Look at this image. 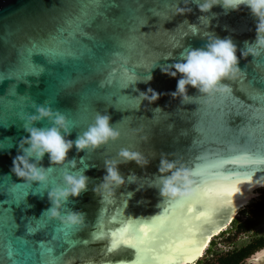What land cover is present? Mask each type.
Segmentation results:
<instances>
[{"label":"water","instance_id":"1","mask_svg":"<svg viewBox=\"0 0 264 264\" xmlns=\"http://www.w3.org/2000/svg\"><path fill=\"white\" fill-rule=\"evenodd\" d=\"M184 3L0 0V242L15 249L14 259L23 264H193L206 241L260 196L264 163L220 161L235 159L245 148L255 151L264 140V51L240 58V73L221 81L227 91L208 95L188 86L183 104L168 95L179 74L173 78L160 70L180 61L185 49L204 47L211 35L231 38L239 57L246 42L255 39L256 19L243 5L237 11L217 5L201 13L193 0ZM177 7L192 11L175 14ZM148 88L163 95L140 103L139 93ZM39 104L66 116L68 139L75 140L97 113L109 114L120 136L95 150L73 147L68 159H75L74 168L68 161L50 165L46 154L47 182L23 181L12 172V160ZM123 148L141 153L149 164L119 163L126 183L100 187L104 161L120 160ZM162 154L190 174L189 183L177 185L176 196L160 195ZM65 171L89 177L87 190L69 197L61 209L86 214L67 236L64 222L42 215L50 207L48 191L64 186ZM130 174L134 183L127 181ZM220 186L231 191L226 200ZM160 217L178 223L166 224L160 234L154 223ZM136 235L150 237L144 251L128 243ZM244 264H264V247Z\"/></svg>","mask_w":264,"mask_h":264},{"label":"clouds","instance_id":"2","mask_svg":"<svg viewBox=\"0 0 264 264\" xmlns=\"http://www.w3.org/2000/svg\"><path fill=\"white\" fill-rule=\"evenodd\" d=\"M189 0H185L187 5ZM201 13H208L213 6H221L225 11H237L243 5L247 7L256 19L255 39L247 43L240 50L237 56V45L231 38H218L211 35L207 38V43L202 48H187L181 52V60L170 65L161 67V72L179 79L176 82L175 91L168 93L173 99L179 98L181 103L189 99L187 93L188 86L195 88L200 93L212 95L215 92L227 91V86L222 85L224 79L235 78L240 73L239 60L247 58L249 55L258 57L264 51V0H193ZM189 7H177L175 14L191 12ZM201 19V18H200ZM193 35H196L193 33ZM169 55L166 58H170ZM148 76L147 80H150ZM163 93H159L152 88L140 92L139 102L148 101L149 104L157 101ZM159 109V108H156ZM161 110V109H160ZM47 119L50 122L48 127H36L35 124ZM111 116L107 113H97L95 120L82 133L78 134L75 140L68 139L71 134L66 116L58 110H54L50 105H36L35 112L28 117L29 123L24 130L28 133L19 141L18 154L12 160V172L21 180L27 182L45 183L48 180L49 168L42 164L44 156L47 154L50 165H62L68 161L71 167H75V159H68V153L75 147L77 152L86 149L95 150L109 141L119 138L120 132L110 124ZM120 160L106 159L104 168L106 174L100 183V187L108 189L114 185L119 187L126 183V178L121 175L118 164L135 162L141 168L149 164L141 153L123 148L119 151ZM175 169V170H174ZM160 173L162 187L160 195L176 196L180 192L177 186L181 181L189 183V172L186 169L177 168L176 162L168 160L166 154H162L157 169ZM170 173V175H164ZM135 174L127 177L128 182L134 183ZM89 177L82 172L71 174L68 171L63 173V185L51 188L48 193L50 207L43 214L51 218H58L67 225H81L85 219V213L78 210L67 209L62 213L61 209L66 207L69 197H78L87 190ZM97 189L93 188V192ZM132 193H129V197Z\"/></svg>","mask_w":264,"mask_h":264},{"label":"flooded vegetation","instance_id":"3","mask_svg":"<svg viewBox=\"0 0 264 264\" xmlns=\"http://www.w3.org/2000/svg\"><path fill=\"white\" fill-rule=\"evenodd\" d=\"M236 216H239L241 219H243L246 217V214L240 213L239 211ZM230 224L227 228L223 229L217 235L212 237L211 240H215L213 243L208 241L202 255L193 264H231L236 258H240L235 257L237 255V251H239L238 253H241L243 256L245 254V249L253 237L260 235L258 230L261 227H257L250 231H244L242 229H230ZM255 251L256 250L253 252ZM252 253L244 257L240 264H244L245 260Z\"/></svg>","mask_w":264,"mask_h":264},{"label":"snow or ice","instance_id":"4","mask_svg":"<svg viewBox=\"0 0 264 264\" xmlns=\"http://www.w3.org/2000/svg\"><path fill=\"white\" fill-rule=\"evenodd\" d=\"M253 86L258 87L256 85H253ZM261 89H264V88H261ZM217 139H220V137L218 136ZM257 163H264V140H262L260 146L255 151H253L252 149L245 148L242 151L241 155H239L235 159L225 158L220 161L221 165L234 164V165L243 166V165H253ZM235 171L236 169H233L232 173H234ZM231 189L237 190L234 184L231 186ZM218 192L219 194L223 196L224 200H226L227 197L231 195V191L229 190L227 186H220V188L218 189ZM154 223L159 226L160 234H163L166 224L178 223V221L170 222L168 221L167 217H160L156 221H154ZM38 226L39 225H37V227ZM71 227H72L71 225H67V224L65 225V229H64L65 236H67V232L71 230ZM28 230L32 231L33 229L29 227ZM126 230L127 229H125V231ZM128 243L133 247L139 248L140 251H144V249L149 246L151 241H150V237H140L139 235H136L131 241H128ZM115 246L116 245L114 244L113 247ZM15 255H16L15 249H13L11 246H7L3 244L2 242H0V264H6V262L7 264H23V261L14 259Z\"/></svg>","mask_w":264,"mask_h":264},{"label":"trees","instance_id":"5","mask_svg":"<svg viewBox=\"0 0 264 264\" xmlns=\"http://www.w3.org/2000/svg\"><path fill=\"white\" fill-rule=\"evenodd\" d=\"M260 192L261 194L257 199L253 200L245 209L240 211V213H245L246 217L241 219L239 216H236L230 224V229L235 228L244 231H250L257 227H261L258 230L260 235L253 237L245 249V254L243 256L237 251L235 257L240 258H236L231 264H240L244 257L248 256L254 250L264 247V190H260ZM214 241L215 240H211L210 243Z\"/></svg>","mask_w":264,"mask_h":264},{"label":"bare ground","instance_id":"6","mask_svg":"<svg viewBox=\"0 0 264 264\" xmlns=\"http://www.w3.org/2000/svg\"><path fill=\"white\" fill-rule=\"evenodd\" d=\"M208 241H209V240L206 241V244H205V246H204V249L206 248ZM201 255H202V252L200 251V256H201Z\"/></svg>","mask_w":264,"mask_h":264},{"label":"rangeland","instance_id":"7","mask_svg":"<svg viewBox=\"0 0 264 264\" xmlns=\"http://www.w3.org/2000/svg\"><path fill=\"white\" fill-rule=\"evenodd\" d=\"M264 190V189H263Z\"/></svg>","mask_w":264,"mask_h":264}]
</instances>
